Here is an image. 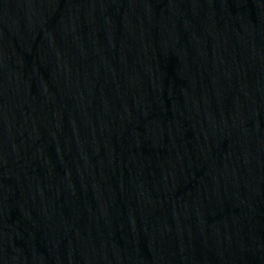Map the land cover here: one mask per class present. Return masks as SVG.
<instances>
[{"label":"water","instance_id":"1","mask_svg":"<svg viewBox=\"0 0 264 264\" xmlns=\"http://www.w3.org/2000/svg\"><path fill=\"white\" fill-rule=\"evenodd\" d=\"M0 264H264V0H0Z\"/></svg>","mask_w":264,"mask_h":264}]
</instances>
